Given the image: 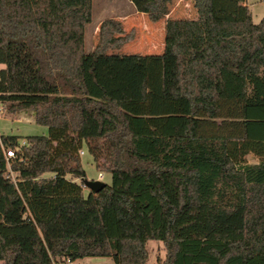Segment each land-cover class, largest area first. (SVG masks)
Instances as JSON below:
<instances>
[{"label":"trees","instance_id":"16d2710c","mask_svg":"<svg viewBox=\"0 0 264 264\" xmlns=\"http://www.w3.org/2000/svg\"><path fill=\"white\" fill-rule=\"evenodd\" d=\"M128 1L157 22L172 0ZM193 6L162 53L119 55L134 31L114 18L86 50L92 0H0L1 113L47 128L0 135V264H145L149 240L160 264H264V15ZM83 147L111 177L97 193Z\"/></svg>","mask_w":264,"mask_h":264},{"label":"rangeland","instance_id":"374dc122","mask_svg":"<svg viewBox=\"0 0 264 264\" xmlns=\"http://www.w3.org/2000/svg\"><path fill=\"white\" fill-rule=\"evenodd\" d=\"M246 4L252 20L255 23L259 22L264 15V0H247ZM196 16L193 0H172L169 5V14L157 22H151L144 13L135 11L128 0H92V20L85 29V47L89 51L95 46L99 23L107 18H114L121 22L125 33L133 30L134 36L130 42L119 49L110 51V53L119 55H157L162 53L164 49L166 20L195 19ZM0 135H47V128L35 124L30 112H19L14 115L2 114L0 105ZM79 156L86 179L100 180L110 184L111 177L109 173L100 172L102 175L98 177L99 172L95 170L91 156L84 147L79 151ZM246 160L253 163L256 158L248 154ZM146 248L148 258L145 264H160L165 255L162 242L149 240ZM59 263L68 264L65 261ZM84 263L115 264L109 257H86ZM69 264H79V262Z\"/></svg>","mask_w":264,"mask_h":264},{"label":"water","instance_id":"95a60500","mask_svg":"<svg viewBox=\"0 0 264 264\" xmlns=\"http://www.w3.org/2000/svg\"><path fill=\"white\" fill-rule=\"evenodd\" d=\"M83 185L90 191L97 193L106 185V183L100 180L83 178Z\"/></svg>","mask_w":264,"mask_h":264},{"label":"crops","instance_id":"0c3cea01","mask_svg":"<svg viewBox=\"0 0 264 264\" xmlns=\"http://www.w3.org/2000/svg\"><path fill=\"white\" fill-rule=\"evenodd\" d=\"M246 3H247V0H246ZM256 161H257V159H256ZM255 161V162H256ZM254 163V162H253ZM86 258H83V259H78V260H75V261H73V262H70V261H65V262H68V264L69 263H75V262H79V264H88V263H84V260H85ZM60 262V261H59ZM59 262H57V263H55V264H64V263H59ZM62 262V261H61ZM64 262V261H63Z\"/></svg>","mask_w":264,"mask_h":264},{"label":"built area","instance_id":"2783aa9c","mask_svg":"<svg viewBox=\"0 0 264 264\" xmlns=\"http://www.w3.org/2000/svg\"><path fill=\"white\" fill-rule=\"evenodd\" d=\"M81 153H82V151H81ZM9 155H11V153H9ZM97 175H98V177H101L102 174L99 172Z\"/></svg>","mask_w":264,"mask_h":264}]
</instances>
